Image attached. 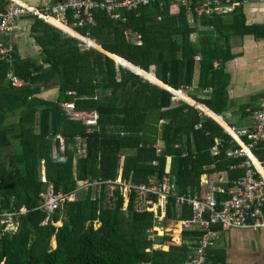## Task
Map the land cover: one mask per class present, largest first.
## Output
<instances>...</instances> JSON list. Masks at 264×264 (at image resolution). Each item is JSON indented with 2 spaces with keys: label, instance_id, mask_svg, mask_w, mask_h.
<instances>
[{
  "label": "trees",
  "instance_id": "trees-1",
  "mask_svg": "<svg viewBox=\"0 0 264 264\" xmlns=\"http://www.w3.org/2000/svg\"><path fill=\"white\" fill-rule=\"evenodd\" d=\"M189 1L191 9L179 0H153L121 10L125 20L97 12L90 32L99 47L82 48L74 36L31 15L39 54L21 58L14 47L12 57L0 61V211L26 208L12 218L15 230L0 222V264L186 263L206 228L185 224L177 242L151 227L192 218V206L169 196L159 219L160 212L146 204L158 194L134 187L126 194L121 181L148 182L170 174L178 191L188 194L202 188V173H223L226 188L241 176L236 165L243 158L229 154L238 143L218 115L229 106L226 63L236 56L232 37L264 38V23L248 22L244 4L226 14L199 16L194 5L200 0ZM126 28L140 34L141 44L126 37ZM100 46L117 61L140 66L144 76ZM10 72L20 85L11 83ZM52 87L57 96L44 95ZM187 87L192 92L183 98L213 111L221 125L195 104L174 100L170 89L178 93ZM263 95L254 104H241L251 124L250 112ZM66 100L79 109H98V129L89 133L80 119L70 117L62 106ZM255 155L264 162V141ZM83 180L98 182L79 187ZM48 186L74 197L63 198L49 212L41 207ZM221 250L210 247L207 260L226 264Z\"/></svg>",
  "mask_w": 264,
  "mask_h": 264
},
{
  "label": "built area",
  "instance_id": "built-area-1",
  "mask_svg": "<svg viewBox=\"0 0 264 264\" xmlns=\"http://www.w3.org/2000/svg\"><path fill=\"white\" fill-rule=\"evenodd\" d=\"M151 1L153 0H46L39 5H33L22 0H4L0 5V61L9 60L12 57L14 45L5 36L14 28L19 17L24 14L36 16L50 24H52L51 19L59 21L76 33L70 35L79 40L82 48H87L89 46L96 47L97 42L91 35L90 29L97 24V12H104L110 19L125 20L120 13L121 10L133 9ZM179 1L185 3L189 9L192 8L189 0ZM244 2L245 0H200L194 5V10L199 16L226 14L232 12L236 4H244ZM83 29L84 32H82ZM124 32L129 40L138 45L141 44L139 33L131 31L129 28H126ZM214 66L218 67V63L214 62ZM8 75L12 84L20 85L22 82L11 72ZM62 106L70 117L80 119L87 126V132H94L98 129V109H79L74 100L63 101ZM250 116L252 124L249 127H237L229 124L227 127L222 126L238 143V147L229 151V154L243 158L236 165L243 170L241 176L234 179L227 188L216 185L213 173H202L201 185L204 187L188 194L178 191L174 178L170 174L164 175L159 180L150 178L148 182L121 181L125 188L134 187L142 192L157 193L158 200L148 199L146 202L148 209L160 212L159 219L165 217V206L169 196H173L178 204L189 203L192 206V218L181 219V221L186 225H201L206 228V232L197 240V244L185 264H219L207 260V250L215 245L220 236L230 228H260V230H264V162L255 155V147L259 142L264 141V95L260 97L259 105L250 112ZM79 144L81 153L86 154L87 145L81 138ZM60 145L62 149L65 147L62 137H60ZM156 145L159 152L161 146L158 143ZM152 162L156 163L158 160L153 159ZM40 163L41 176L44 180L42 160ZM166 169L168 171L170 169V159ZM96 182L98 181L83 180L79 187ZM223 194L226 196H221ZM72 195V193L56 192L51 186H48L41 193V207L52 212L63 198H71ZM25 211L24 207L20 208L18 212L14 210L0 211V222L5 223L6 228L10 230L9 227L14 224L12 218ZM213 224H219L220 227L213 228ZM151 228L157 230L158 225H153Z\"/></svg>",
  "mask_w": 264,
  "mask_h": 264
},
{
  "label": "crops",
  "instance_id": "crops-1",
  "mask_svg": "<svg viewBox=\"0 0 264 264\" xmlns=\"http://www.w3.org/2000/svg\"><path fill=\"white\" fill-rule=\"evenodd\" d=\"M22 1L33 5H39L46 0ZM245 2L248 3L247 9H245L247 20H249L250 23H264V0H245ZM33 19L34 18L29 14L20 16L14 28L6 35V39L13 43L21 58L36 57L40 51V47L30 31ZM242 37H245V42L243 44L240 43L239 46L236 47H232L231 44V50L236 56L226 63V70L230 74L228 86L229 106L222 114H218L226 126L228 123H232L229 121V118H232V114L234 113L239 114L238 118L241 124L238 126H249L251 124L250 118L248 114L241 110V104H243V102H251L254 104L258 101L259 96L264 94V63L260 62L262 55L260 51L264 48V38L257 39L251 34H246ZM258 50L261 55H258ZM244 53L245 55L242 56ZM254 57L257 60L251 63ZM231 69H235V71L256 70L252 77H247L244 80V86L243 89H241L232 84L233 75ZM194 80L196 81L197 77H195ZM247 81H251L260 89L252 93H243L249 91V88H246ZM243 94H247L248 99L239 101V98ZM209 112L211 114L214 113L213 111ZM209 173L214 174L216 185L225 187L224 184H222L226 181L223 173ZM219 247L222 248L221 251L226 253V264H264V230H260V228H230V230H226L216 242L215 248Z\"/></svg>",
  "mask_w": 264,
  "mask_h": 264
},
{
  "label": "rangeland",
  "instance_id": "rangeland-1",
  "mask_svg": "<svg viewBox=\"0 0 264 264\" xmlns=\"http://www.w3.org/2000/svg\"><path fill=\"white\" fill-rule=\"evenodd\" d=\"M247 7H248V3L244 2V10L247 9ZM174 9H175V7H172L171 8V10H174ZM247 21H249V20H247ZM192 37H194V35H192ZM244 42H245V37H242V36H234V37L231 38L230 44H232V47H236V46H239L240 43L243 44ZM97 47H99V46H97ZM101 50H102V48H101ZM260 52L262 53V55L260 54ZM260 52H259V50L257 52L258 55H261L260 62L261 63H264V48ZM244 55H245V53L242 54V56H244ZM252 60L253 61L251 63H253L257 59H255V57H254V59H252ZM119 61H121L120 58H119ZM255 70L256 69H254L252 71H235V69H231V72H232V75H233L232 84L235 85V86L240 87L241 89H243L244 80L247 77H252V75L255 72ZM195 77H197V71H196ZM247 87L249 88V91L243 92V93H252V92H256L258 89H260L259 87L255 86L251 81H247L246 82V88ZM182 92L184 94L188 95L192 91H191L190 88L187 87ZM43 93H44V95H46L48 97H56L57 94H58L57 93V87L48 88L47 90H44ZM200 97H203V95H201ZM180 98L181 97L180 96L178 97V95H175L174 96V100L175 101L178 100V99H180ZM246 99H248L247 94H243L239 98V101H245ZM238 115H239L238 113L232 114V118H229V121L232 122V123H234V124L240 125L241 123L239 121ZM80 187H82V185ZM128 190H129L128 188H125V193L126 194L128 193ZM73 197H74V194L71 196V198H73ZM126 201H127V199H126ZM126 201L124 203H126ZM183 225H185V224L181 220L169 219L165 224L158 225L157 234L158 235L169 234L170 235V238L173 241L179 242L180 241V233L182 231ZM15 227L16 226L13 224V226L12 227H9V228L12 231V230H15ZM53 245H55V241H53ZM166 248H167V245H163V249H166ZM227 264H231V263H227Z\"/></svg>",
  "mask_w": 264,
  "mask_h": 264
},
{
  "label": "water",
  "instance_id": "water-1",
  "mask_svg": "<svg viewBox=\"0 0 264 264\" xmlns=\"http://www.w3.org/2000/svg\"><path fill=\"white\" fill-rule=\"evenodd\" d=\"M102 48V47H101ZM102 50L105 52V53H107L108 55H110L111 57H113L114 58V56H112V54H114V53H112V52H109V51H107V50H104L103 48H102ZM123 58V57H122ZM115 59V58H114ZM124 60H126V62H129L130 63V65L129 64H126L125 62H122V61H119V63H121V64H123V65H125V66H127V67H129L130 69H132V70H134L135 72H137V73H140L141 75H143L144 76V74H142V72L139 70V69H142L140 66H138V65H136V64H134V63H132V62H130L129 60H127V59H125V58H123ZM117 61V60H116ZM118 62V61H117ZM146 77V76H145ZM148 78V77H147ZM150 79V78H149ZM158 79V78H157ZM151 80V79H150ZM152 81H154V80H152ZM162 82V81H161ZM163 83V82H162ZM159 84V83H158ZM165 84V83H164ZM161 85V84H160ZM166 85V84H165ZM163 86V85H162ZM168 86V85H167ZM170 87V86H169ZM170 90H172L173 92H175L176 93V95H179V94H177V91H176V89H170ZM184 99V98H183ZM184 100H186V99H184ZM187 102H189V103H191V104H195L197 107H199L200 109H202V110H204L208 115H210L213 119H214V121H216L219 125H221V123H219L218 121H217V118H215L214 116H212L205 108H203V107H201V106H199L198 104H200V103H196L195 101H190V100H186ZM207 107V106H206ZM221 126H223V125H221Z\"/></svg>",
  "mask_w": 264,
  "mask_h": 264
},
{
  "label": "bare ground",
  "instance_id": "bare-ground-1",
  "mask_svg": "<svg viewBox=\"0 0 264 264\" xmlns=\"http://www.w3.org/2000/svg\"><path fill=\"white\" fill-rule=\"evenodd\" d=\"M50 21H51V23L53 25H56L57 27L65 30L69 34H76L74 31H72L71 29H69L68 27H66L65 25H63L62 23H60L59 21H57L55 19H51ZM177 94H179L178 97L180 96L181 98H183L184 96H186V94H184L181 90H179Z\"/></svg>",
  "mask_w": 264,
  "mask_h": 264
},
{
  "label": "clouds",
  "instance_id": "clouds-1",
  "mask_svg": "<svg viewBox=\"0 0 264 264\" xmlns=\"http://www.w3.org/2000/svg\"><path fill=\"white\" fill-rule=\"evenodd\" d=\"M53 25V24H52ZM65 32V31H64ZM101 47V46H100ZM101 49V48H100ZM260 160V159H259ZM179 220H181V219H179Z\"/></svg>",
  "mask_w": 264,
  "mask_h": 264
}]
</instances>
